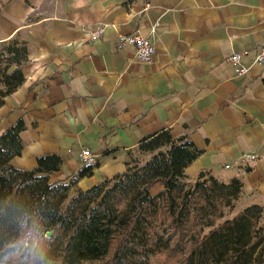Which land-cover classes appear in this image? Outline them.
Returning a JSON list of instances; mask_svg holds the SVG:
<instances>
[{"label":"crops","instance_id":"crops-1","mask_svg":"<svg viewBox=\"0 0 264 264\" xmlns=\"http://www.w3.org/2000/svg\"><path fill=\"white\" fill-rule=\"evenodd\" d=\"M97 25L105 32L92 42L84 32ZM135 29L155 47L150 63L115 46ZM17 34L27 42L25 82L0 108V136L25 125L12 167L31 170L55 154L62 164L49 182L68 183L86 148L97 163L76 188L87 190L123 173L142 138L168 130L202 150L185 170L189 183L204 171L238 178L235 209L264 208V63L252 65L264 45V0H0V42ZM233 53L248 75L236 76Z\"/></svg>","mask_w":264,"mask_h":264},{"label":"trees","instance_id":"trees-1","mask_svg":"<svg viewBox=\"0 0 264 264\" xmlns=\"http://www.w3.org/2000/svg\"><path fill=\"white\" fill-rule=\"evenodd\" d=\"M26 63L20 34L0 42V108L23 86ZM24 129L18 120L0 136V264H264V208L217 223L234 211L241 183L208 171L189 183L185 170L202 150L188 135L145 136L136 147L145 161L130 157L123 173L80 190L93 166L56 184L58 155L38 157L31 170L11 166ZM155 185L163 189L151 195Z\"/></svg>","mask_w":264,"mask_h":264},{"label":"built area","instance_id":"built-area-1","mask_svg":"<svg viewBox=\"0 0 264 264\" xmlns=\"http://www.w3.org/2000/svg\"><path fill=\"white\" fill-rule=\"evenodd\" d=\"M149 6H145L144 11L148 10ZM159 22H154L150 25V35L155 36L157 33V28ZM105 32L104 25H97L90 30H86L85 36L88 40L94 42L100 39ZM116 48L122 49L125 47H131L134 50L135 59L141 63H150L155 55V47L151 43L149 37L142 36L138 29H135L132 33L128 35H117V40L115 44ZM243 54L233 53L231 54L227 61L235 68V73L237 77H244L249 74V68L242 64ZM264 63V45L256 53L252 65L260 66ZM80 163L84 166H95L97 163V156L93 154L89 149L82 148L79 153ZM255 160L253 155H243L238 161H252ZM228 168V166H225Z\"/></svg>","mask_w":264,"mask_h":264},{"label":"rangeland","instance_id":"rangeland-1","mask_svg":"<svg viewBox=\"0 0 264 264\" xmlns=\"http://www.w3.org/2000/svg\"><path fill=\"white\" fill-rule=\"evenodd\" d=\"M135 158H138V160L140 161V162H143V161H145L146 159H147V156H141V155H139V154H137L136 156H135ZM241 212V210H239V209H234V211H229V212H227L226 214H225V217L223 218V219H221V220H219L217 223H221L222 221H224L226 218H233L234 216H236L237 214H239ZM46 237H48V236H46ZM50 237V236H49ZM48 237V238H49Z\"/></svg>","mask_w":264,"mask_h":264},{"label":"water","instance_id":"water-1","mask_svg":"<svg viewBox=\"0 0 264 264\" xmlns=\"http://www.w3.org/2000/svg\"><path fill=\"white\" fill-rule=\"evenodd\" d=\"M50 235H51V233H48L46 236H48V237H49Z\"/></svg>","mask_w":264,"mask_h":264}]
</instances>
